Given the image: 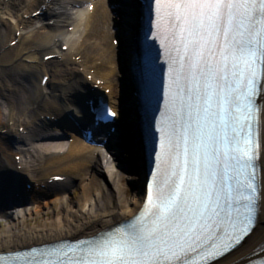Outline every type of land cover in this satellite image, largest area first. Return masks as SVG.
Here are the masks:
<instances>
[{
	"label": "snow or ice",
	"instance_id": "1",
	"mask_svg": "<svg viewBox=\"0 0 264 264\" xmlns=\"http://www.w3.org/2000/svg\"><path fill=\"white\" fill-rule=\"evenodd\" d=\"M148 8L152 39L168 54L170 86L141 210L110 231L0 255V264H218L257 235L264 0H149Z\"/></svg>",
	"mask_w": 264,
	"mask_h": 264
},
{
	"label": "bare ground",
	"instance_id": "2",
	"mask_svg": "<svg viewBox=\"0 0 264 264\" xmlns=\"http://www.w3.org/2000/svg\"><path fill=\"white\" fill-rule=\"evenodd\" d=\"M118 1L0 0V213L11 205L17 210L0 232V253L96 235L134 216L143 203L146 176L132 163L139 161L132 123L125 129L131 136L128 142H112L114 148L90 146L68 131L76 130L69 115H83L97 80L104 84L94 94L106 96L113 105L120 99L121 110L132 118L129 51L110 40L119 36L114 17L123 18L120 26L126 25L127 34L135 31L137 9L134 0ZM38 10L41 14L33 16ZM49 55L56 57L45 62ZM44 76L50 79L42 87ZM107 89L110 93L104 95ZM129 152L134 157L126 161L124 154ZM127 172L134 182L129 195L123 183ZM54 176L65 181L49 183ZM27 184H32L31 191ZM76 185L81 196L71 202L69 193ZM43 208L51 212L50 222L29 226L30 218ZM260 233L264 217L257 235L218 264L249 254L263 242Z\"/></svg>",
	"mask_w": 264,
	"mask_h": 264
},
{
	"label": "rangeland",
	"instance_id": "3",
	"mask_svg": "<svg viewBox=\"0 0 264 264\" xmlns=\"http://www.w3.org/2000/svg\"><path fill=\"white\" fill-rule=\"evenodd\" d=\"M113 22H115V26H118L120 24V18L117 19L116 17L114 18ZM110 42H112L110 40ZM23 107V106H22ZM23 115V114H22ZM22 115H19L21 117ZM124 156H127L126 161L130 157V153L124 154ZM128 164V163H127ZM127 177L123 180V183L126 187V194L129 195L130 192H132L133 187H134V182L130 179L133 175L130 174V172L126 173ZM81 196V190L78 187V185L72 187V190L69 193V201L74 202L78 200ZM42 202L44 200L41 199ZM17 214V210H15L14 207H10L6 212L0 213V232H3L6 230L7 225L12 222L13 220V215ZM52 214L49 210L46 208H43L40 210L39 214H35L32 218H30L28 225L29 226H42L44 223H49L51 220Z\"/></svg>",
	"mask_w": 264,
	"mask_h": 264
}]
</instances>
